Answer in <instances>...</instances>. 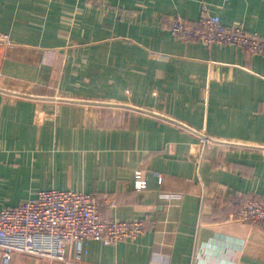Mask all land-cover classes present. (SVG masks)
<instances>
[{"label":"crops","instance_id":"1","mask_svg":"<svg viewBox=\"0 0 264 264\" xmlns=\"http://www.w3.org/2000/svg\"><path fill=\"white\" fill-rule=\"evenodd\" d=\"M202 4L264 37V0H0V210L71 189L144 222L8 264H264V230L227 220L236 196L264 201V55L175 39Z\"/></svg>","mask_w":264,"mask_h":264},{"label":"built area","instance_id":"2","mask_svg":"<svg viewBox=\"0 0 264 264\" xmlns=\"http://www.w3.org/2000/svg\"><path fill=\"white\" fill-rule=\"evenodd\" d=\"M169 31L181 42L214 43L239 47L250 54L264 55V37L248 32L241 23L224 24L217 14L202 4L197 19L186 20L174 16ZM0 44L11 45L12 40L0 31ZM209 140L201 138L202 143ZM132 186L144 190L147 180L141 167L133 170ZM114 206L111 196L98 198L94 192L71 189H41L14 207L0 210V263L8 264L13 252L32 254L51 260L70 262V248L88 240L111 244L119 240H133L144 231L140 218H103L106 206ZM229 221H243L264 230V201L253 197L236 196L227 215Z\"/></svg>","mask_w":264,"mask_h":264}]
</instances>
